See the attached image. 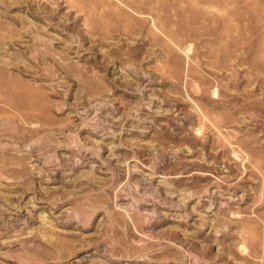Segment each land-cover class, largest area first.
Returning a JSON list of instances; mask_svg holds the SVG:
<instances>
[{
    "label": "rangeland",
    "instance_id": "374dc122",
    "mask_svg": "<svg viewBox=\"0 0 264 264\" xmlns=\"http://www.w3.org/2000/svg\"><path fill=\"white\" fill-rule=\"evenodd\" d=\"M0 264H264V0H0Z\"/></svg>",
    "mask_w": 264,
    "mask_h": 264
},
{
    "label": "bare ground",
    "instance_id": "6f19581e",
    "mask_svg": "<svg viewBox=\"0 0 264 264\" xmlns=\"http://www.w3.org/2000/svg\"><path fill=\"white\" fill-rule=\"evenodd\" d=\"M220 204V203H219Z\"/></svg>",
    "mask_w": 264,
    "mask_h": 264
}]
</instances>
